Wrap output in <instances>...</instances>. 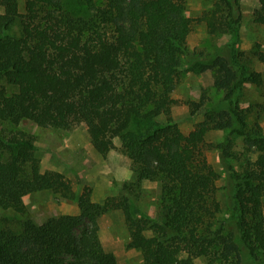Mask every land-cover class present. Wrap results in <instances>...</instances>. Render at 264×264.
Returning a JSON list of instances; mask_svg holds the SVG:
<instances>
[{"label": "trees", "instance_id": "16d2710c", "mask_svg": "<svg viewBox=\"0 0 264 264\" xmlns=\"http://www.w3.org/2000/svg\"><path fill=\"white\" fill-rule=\"evenodd\" d=\"M81 1L92 11L88 17L67 11L64 0H23V11L18 0H0V207L22 214L24 195L50 189L79 208L41 223L25 218L17 230L0 226V264H116L97 222L116 208L129 231L127 246L140 251L142 264H196L198 258L264 264V129L256 119L248 122L251 105L240 107L233 97L246 80L264 94V76L241 62L244 53L233 43L228 54L204 60L187 44L195 21L204 19L210 33L231 29L235 37L237 26L215 12L188 16L174 0ZM252 20L264 25V0ZM254 54L264 60L262 51ZM188 70L211 71L228 107L209 105L203 92L189 104L190 114L202 118L181 137L173 132L171 94ZM5 84L15 89L8 92ZM65 118L88 124L102 157L120 140L135 163L127 192L94 202L70 192L61 173L40 169L33 136L17 125L30 119L56 126ZM212 130L225 131L224 140L207 144ZM238 138L243 158L236 169L230 159ZM207 145L224 165L227 210L217 197L219 175L206 158ZM174 156L176 169L169 165ZM144 180L159 182L156 216L128 196Z\"/></svg>", "mask_w": 264, "mask_h": 264}, {"label": "rangeland", "instance_id": "374dc122", "mask_svg": "<svg viewBox=\"0 0 264 264\" xmlns=\"http://www.w3.org/2000/svg\"><path fill=\"white\" fill-rule=\"evenodd\" d=\"M67 11L74 15L88 17L92 11L87 9L81 0H64ZM182 3L185 14L194 18L204 15H215L220 20L229 22L238 28L237 37L231 29H218L210 33L206 21H195L187 37V44L192 55L204 60L216 54L226 55L231 46L235 44L238 52H243L241 62L248 69L259 71L264 76V60L259 59L255 50L264 54V25L252 20V11L261 0H174ZM19 10L23 11V0H18ZM2 8L0 7V11ZM235 20V21H233ZM17 25L13 31H17ZM213 73L211 71L195 72L188 70L172 92L174 103L171 115L174 119L173 132L184 137L187 132L202 118L201 114H190V101L198 100L205 92L209 97V105L223 108L228 107L223 99V91L215 89L212 84ZM3 82V81H2ZM8 92L15 88L5 84ZM233 97L240 107L251 105L248 122L258 120L264 129V94L251 81H243L236 88ZM163 115L155 119L160 120ZM17 128L25 131L34 138L37 149L34 151L38 158L42 171L52 170L62 174L63 184L76 195H81L94 202H102L106 196L121 194L124 185L133 184L136 180L135 163L124 151L120 140L113 139V147L102 157L93 148L86 122H76L65 118L56 126H40L30 119H22ZM226 132L212 130L206 135V142L216 143L224 140ZM233 152L236 158H231L230 163L240 168L243 155L241 154L242 140L236 139ZM204 153L214 170L218 173L217 197L224 210L225 203V179L226 173L219 152L216 148L206 146ZM239 156V157H238ZM172 169L178 167L177 158L170 159ZM197 182L203 181V176L195 178ZM160 185L155 180H144L139 186H134L128 196L144 212L150 215H158V196ZM25 211L22 214L12 209L0 207V226L19 229L22 220L30 218L35 223L43 222L49 216L60 214H78L77 201L62 193L44 189L27 193L23 196ZM264 213V199H263ZM98 236L105 250L112 252L116 258V264H142V255L139 250L128 247L130 239L128 228L120 208L108 210L97 218ZM196 264H207L202 258L195 260Z\"/></svg>", "mask_w": 264, "mask_h": 264}]
</instances>
